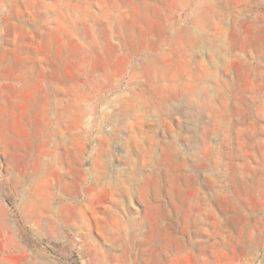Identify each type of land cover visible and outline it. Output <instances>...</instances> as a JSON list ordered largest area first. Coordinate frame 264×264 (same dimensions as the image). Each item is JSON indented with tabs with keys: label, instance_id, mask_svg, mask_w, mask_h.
<instances>
[{
	"label": "rangeland",
	"instance_id": "374dc122",
	"mask_svg": "<svg viewBox=\"0 0 264 264\" xmlns=\"http://www.w3.org/2000/svg\"><path fill=\"white\" fill-rule=\"evenodd\" d=\"M133 88L183 103L133 121L129 167L97 115ZM65 91L84 133L44 145ZM0 264H264V0H0Z\"/></svg>",
	"mask_w": 264,
	"mask_h": 264
},
{
	"label": "bare ground",
	"instance_id": "6f19581e",
	"mask_svg": "<svg viewBox=\"0 0 264 264\" xmlns=\"http://www.w3.org/2000/svg\"><path fill=\"white\" fill-rule=\"evenodd\" d=\"M213 16L214 15H210L209 18H207L205 21H203V23L201 25L191 26V27H188V26L185 27L184 26L180 30L183 34V43L180 47V51L182 52L183 57L186 59V61H185L186 63L201 64V62H199L195 58V49H196L197 44L199 42L206 41L208 39V36L211 34L210 30H211V22H212ZM150 66L152 68L159 66L157 59L151 60ZM191 67H192V65H191ZM149 71L150 70H148L146 72L151 73ZM149 75H151V74H149ZM152 76H153V74H152ZM152 76L150 78H152ZM163 76L164 75L162 74V76L158 79V81H165L166 79ZM171 80L173 82L176 81L175 86L181 85L182 80H181V75L179 73H176L175 76H173ZM152 81L155 82V81H157V79L154 78V80H152ZM73 100L74 99L71 95V92L68 91L66 93V91H65V93L62 94L60 97L59 107L57 108V110H59L61 118H63L66 115L71 114L72 119H73L72 112L77 110V113L79 112L78 116H77V122L74 124L73 120L69 119V121L65 124V126H66L65 129L61 131L62 135H60V132H58L56 129H53V128L49 129L51 120H50V122L48 120V123H47L48 130L46 129L47 133L45 134V137L42 140L44 145H50L51 144L53 146H57V145L66 146V144H69L72 141V137L74 135H82V133H84L83 126L86 124V121H85V118L83 116V113H85L86 108L83 105H79L80 103L79 104L74 103L75 101H73ZM100 102L106 104V107L108 109L107 110L102 109L99 112V114L97 115V117L103 118L105 121L113 123L114 127H113V130H112L111 135H110L111 138H117L120 135L119 133H122V135L123 134L125 135L127 133L126 142H125L122 150L126 153V157H125V158H127L126 163L129 167L132 165V155L134 154L133 150L131 148V145H132L131 135L133 134L131 125H132L133 121L145 119L148 116H150V114H153V116H155V117L157 115H159V113L167 115V114H169V112L171 110L173 111L174 107H175V106L169 107L170 105L166 99L162 100L161 102H158V103L157 102H150L149 99L146 98V93L143 91V89L142 90L141 89L136 90L134 88L132 89V91L129 93L128 96H123L122 94H118L112 100H108V98L104 97L103 99L100 100ZM181 103H183L182 100L179 99L177 96L175 108H178V106ZM178 109H180V108H178ZM62 122H63L62 120L57 121L58 125L60 123L62 125ZM71 123H73V124L70 125ZM139 126H141V125H139ZM118 139H119V137H118ZM108 153H110V145L109 144L105 148L104 152L101 153L104 156L103 157L104 158V168H107L109 166V164L111 163V162L109 163L105 158L108 155ZM136 154L137 153L135 152V155ZM34 169H35V171L40 170L41 172L42 171L44 172L47 169L51 170V171L53 170V171H55L54 174L56 176L58 175V173H57L58 163L55 161V156H52L51 152L49 150H47V153H44L43 156H40L37 158V160L35 162ZM43 172H42V174H44ZM89 172H91V171L89 170L86 174H88ZM82 173H83V170H82ZM54 174L52 173V175H54ZM83 174H85V172ZM99 178L92 179V184H97L100 180ZM29 199L34 200L33 198H29ZM122 200H123V198H120L118 196V194H116V197L114 199V201H115L114 207H113V209H111L109 211L112 216L118 215V211L116 210V208L122 206ZM45 210L49 211V203H48V206L46 207Z\"/></svg>",
	"mask_w": 264,
	"mask_h": 264
}]
</instances>
